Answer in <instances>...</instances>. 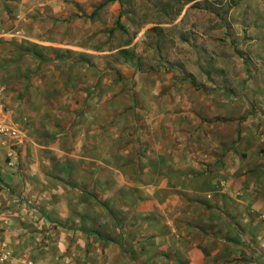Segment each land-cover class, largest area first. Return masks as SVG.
Here are the masks:
<instances>
[{"label":"rangeland","instance_id":"1","mask_svg":"<svg viewBox=\"0 0 264 264\" xmlns=\"http://www.w3.org/2000/svg\"><path fill=\"white\" fill-rule=\"evenodd\" d=\"M0 45L13 193L72 237L55 264H264L263 216L168 178L263 113L264 0H0Z\"/></svg>","mask_w":264,"mask_h":264},{"label":"crops","instance_id":"2","mask_svg":"<svg viewBox=\"0 0 264 264\" xmlns=\"http://www.w3.org/2000/svg\"><path fill=\"white\" fill-rule=\"evenodd\" d=\"M3 91L0 86V101H3ZM253 122H244L236 152L231 143L228 149L216 145L220 153L225 152L224 156L219 155V161L223 157L219 163L200 161L191 164L192 167L172 169L173 173L168 175V178L198 185L193 189L198 208L204 210L203 205L211 204L213 209H225L229 216L242 219L241 226L248 231L254 227L252 225H257L255 219L264 217V155H261L264 152V111ZM11 151L0 134V247L9 254L8 260L0 264H55V246L66 251L72 237L64 232H53L50 222L38 212L16 202L20 195L13 192L18 190L20 178L12 173L14 167L6 159ZM75 240L73 247L83 250L85 240L81 237Z\"/></svg>","mask_w":264,"mask_h":264},{"label":"built area","instance_id":"3","mask_svg":"<svg viewBox=\"0 0 264 264\" xmlns=\"http://www.w3.org/2000/svg\"><path fill=\"white\" fill-rule=\"evenodd\" d=\"M0 134L6 135V136H16V131H11L7 127H3L0 125ZM9 258V254L3 249V247H0V263L5 262Z\"/></svg>","mask_w":264,"mask_h":264},{"label":"trees","instance_id":"4","mask_svg":"<svg viewBox=\"0 0 264 264\" xmlns=\"http://www.w3.org/2000/svg\"><path fill=\"white\" fill-rule=\"evenodd\" d=\"M38 57H39V59L41 60V61H44L45 59L42 57V55H38ZM59 58V57H58Z\"/></svg>","mask_w":264,"mask_h":264}]
</instances>
